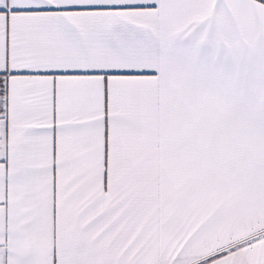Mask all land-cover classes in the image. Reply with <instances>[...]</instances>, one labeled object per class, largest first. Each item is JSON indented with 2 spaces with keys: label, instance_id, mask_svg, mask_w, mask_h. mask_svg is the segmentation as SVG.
Here are the masks:
<instances>
[{
  "label": "snow or ice",
  "instance_id": "obj_1",
  "mask_svg": "<svg viewBox=\"0 0 264 264\" xmlns=\"http://www.w3.org/2000/svg\"><path fill=\"white\" fill-rule=\"evenodd\" d=\"M0 264H264V0H0Z\"/></svg>",
  "mask_w": 264,
  "mask_h": 264
}]
</instances>
